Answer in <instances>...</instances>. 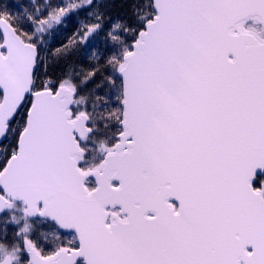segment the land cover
Listing matches in <instances>:
<instances>
[{
    "label": "snow or ice",
    "instance_id": "snow-or-ice-1",
    "mask_svg": "<svg viewBox=\"0 0 264 264\" xmlns=\"http://www.w3.org/2000/svg\"><path fill=\"white\" fill-rule=\"evenodd\" d=\"M0 264H264V0H0Z\"/></svg>",
    "mask_w": 264,
    "mask_h": 264
}]
</instances>
